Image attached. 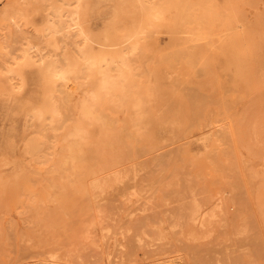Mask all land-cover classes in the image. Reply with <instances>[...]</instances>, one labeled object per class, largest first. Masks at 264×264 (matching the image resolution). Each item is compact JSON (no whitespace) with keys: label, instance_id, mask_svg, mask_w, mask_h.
Wrapping results in <instances>:
<instances>
[{"label":"rangeland","instance_id":"374dc122","mask_svg":"<svg viewBox=\"0 0 264 264\" xmlns=\"http://www.w3.org/2000/svg\"><path fill=\"white\" fill-rule=\"evenodd\" d=\"M263 15L0 0V264H264Z\"/></svg>","mask_w":264,"mask_h":264},{"label":"bare ground","instance_id":"6f19581e","mask_svg":"<svg viewBox=\"0 0 264 264\" xmlns=\"http://www.w3.org/2000/svg\"><path fill=\"white\" fill-rule=\"evenodd\" d=\"M62 4H63V3H62ZM263 16H264V15H263ZM157 26H158V25H157ZM17 27H18V26H17ZM163 30H164V29H163ZM58 32H59V31H58ZM163 32H164V31H163ZM167 42H168V41H167ZM141 44H143V43H141ZM196 44H197V43H196ZM193 45H194V44H193ZM197 45H198V44H197ZM191 46H192V45H191ZM140 49H141V47H140ZM151 49H152V48H151ZM191 49H192V48H191ZM240 49H241V48H240ZM240 49H239V50H240ZM192 50H193V49H192ZM84 51H86V50H84ZM81 52H83V50H82ZM87 52H88V51H87ZM151 52H152V51H151ZM180 52H181V51H180ZM187 53H188V52H187ZM239 53H240V52H239ZM46 54H47V53H46ZM140 54H141V53H140ZM83 55H84V54H83ZM166 55H167V54H166ZM166 55H165V56H166ZM165 56H164V57H165ZM170 56H172V54L169 53L168 57H170ZM179 56H180V53H179ZM80 57H81V56H80ZM93 57H94V56H93ZM145 57H146V56H145ZM152 57H153V56H152ZM59 58H60V57H59ZM141 58H142V57H141ZM127 59H128V58H127ZM127 59H126V60H127ZM175 59H176V58H175ZM129 60H130V59H128V61H129ZM52 61H53V60H52ZM130 61H132V60H130ZM61 62H62V61H61ZM132 62H135V60L132 61ZM136 62H137V61H136ZM36 63H37V62H36ZM51 63H52V62H51ZM57 63H58V62H57ZM88 63H89V62H88ZM91 63H92V62H91ZM127 63L130 64L131 62H127ZM142 63H143V62H142ZM59 64H60V63H59ZM135 64H137V63H135ZM111 65H112V64H111ZM124 65H125V64H124ZM131 65H132V64H131ZM137 65H138V64H137ZM137 65H135V66H137ZM64 66H65V65H64ZM81 66H82V65H81ZM125 66H128V67H129V65H125ZM138 66H139V65H138ZM92 67H93V66H92ZM92 67H89V65H88V66L85 67V68H90V69H91ZM140 68H141V67H140ZM52 69H53V68H52ZM92 69H93V68H92ZM200 69H201V68H200ZM69 70H70V69H69ZM133 70H134V69H133ZM201 70H202V69H201ZM140 71H141V70H140ZM66 72H67V71H66ZM77 72H79V71H77ZM86 72H88V71L86 70ZM119 72H120V70H119ZM147 72H148V71H147ZM50 73H51V72H50ZM57 73H58V72H57ZM140 73H142V72H140ZM140 73L137 72L138 75H139ZM55 74H56V73H55ZM47 75H48V74H47ZM72 75H73V74H72ZM101 75H102V74H101ZM104 75H105V74H104ZM138 75H137V76H138ZM0 76H1V75H0ZM53 76H55V75H53ZM86 76H88V75H86ZM114 76H115V75H114ZM114 76H113V77H114ZM135 76H136V75H135ZM56 77H57V76H56ZM68 77H69V76H68ZM78 77H79V76H78ZM78 77H77V78H78ZM111 77H112V76H111ZM104 78H105V76H104ZM65 79H66V78H65ZM65 79H64V80H65ZM67 79H68V78H67ZM74 79H76V77H75ZM84 79H85V78H84ZM51 80H53V79H51ZM70 80H71V79L69 78L68 81H69V82H72V80H71V81H70ZM101 80H102V79H101ZM101 80H99V81H101ZM105 80H107V79H105ZM123 80H124V79H123ZM123 80H121V81H123ZM133 80H134V79H133ZM4 81H5V80H4ZM75 81L77 82V79H76ZM0 82H1V81H0ZM56 82H57V81H56ZM73 82H74V81H73ZM78 82H79V81H78ZM78 82H77V83H78ZM80 82H81V81H80ZM87 82H89V81H87ZM16 83H17V82H16ZM54 83H55V82H54ZM83 83H84V82H83ZM116 83H117V82H116ZM134 83H135V82H134ZM49 84H50V83H49ZM59 84H60V83H59ZM73 84H74V83H73ZM102 84H103V83H102ZM121 84H123V83L121 82ZM71 85H72V83H71ZM111 85H112V84H111ZM69 86H70V85H69ZM98 86H100V85H98ZM116 86H117V85H116ZM131 86H134V87H135V84H134V85H131ZM48 87H49V86H48ZM75 87H76V86H75ZM79 87H80V84H79L78 88H79ZM105 87H106V86H105ZM112 87H114V86L112 85ZM122 87H123V86H122ZM134 87H132V88H134ZM49 88H50V87H49ZM80 88H81V87H80ZM130 88H131V87H130ZM65 90H66V88H65ZM123 90H124V89H123ZM60 91H61V90H60ZM63 91H64V90H63ZM67 91H68V89H67ZM67 91H65V92L68 94L70 90H69L68 92H67ZM127 91H128V90H127ZM90 92H91V91H90ZM195 92H196V91H195ZM63 93H64V92H63ZM66 93H65V94H66ZM74 93H75V91H73L72 94H71V92H70V93L68 94V98H69V96H70V97L73 96ZM85 93H86V92H85ZM199 93H200V92H199ZM65 94H64L63 96H66ZM88 94L93 95V93H89V92H88ZM75 95L78 96V94H75ZM94 95H95V93H94ZM83 96H84V94H83ZM206 96H207V95H206ZM92 97L94 98L95 96H92ZM116 97H119V96H116ZM192 97H194V93H193V96H192ZM68 98H67V99H68ZM71 98H72V97H71ZM83 98L85 99V98H87V97H83ZM93 98H92V99H93ZM121 99H122V97H121ZM54 100H55V99H54ZM58 100H59V99H58ZM69 100H70V99H69ZM72 100H73V98H72ZM110 100H111V99H110ZM190 100H191V99H190ZM207 100H208V98H207ZM254 100H255V99H254ZM86 101H87V100H86ZM113 101H114V100H113ZM82 102H85V100H83V101L81 100V103H80L81 106L83 105ZM91 102H92V101H91ZM93 102H94V100H93ZM93 102H92V103H93ZM78 103H79V101H78ZM192 103H193V102H192ZM201 103H203V102H201ZM109 104H110V103H109ZM193 104H195V103H193ZM203 104H204V103H203ZM61 105H62V104H61ZM64 105H67V104H65V102H64ZM93 105H96V103L93 104ZM198 105H199V104H198ZM67 106L69 107V104H68ZM83 106H84V105H83ZM60 107H61V106H60ZM68 107H67V108H68ZM94 107H95V106H94ZM204 107H205V106H204ZM61 108H62V107H61ZM84 108H85V106H84ZM84 108H82V109H84ZM86 108H87V106H86ZM111 108H112V107H111ZM111 108H110V109H111ZM200 108H201V107H200ZM254 108H255V107H254ZM254 108H253V109H254ZM108 109H109V108H108ZM38 110H39V109H38ZM198 110H200V109H198ZM44 111H45V110H43V112H44ZM61 111H62V110H61ZM76 111H77V110H76ZM111 111H112V110H111ZM72 112H73V111H71L69 114H71ZM117 112H119V111H117ZM88 113H89V112H88ZM88 113H87V114H88ZM114 113H115V112H114ZM199 113H200V112H199ZM199 113H198V114H199ZM201 113H202V112H201ZM44 114H47V113L45 112ZM44 114H43V116H44ZM73 114H74V113H73ZM76 114H77V113H76ZM80 114L83 115L84 113H81V112H80ZM87 114H86V115H87ZM94 114H96V113H94ZM108 114H109V113H108ZM198 114H196V115H198ZM88 115H90V114H88ZM88 115H87V118L89 117ZM98 115H99V114H98ZM39 116H40V115H39ZM67 116H68V115H67ZM74 116H75V115H74ZM83 116H85V114H84ZM90 116H91V115H90ZM92 116H93V119H94L95 116H94V115H92ZM103 116H104V117H103ZM103 116H102V117L105 118V115H104V114H103ZM85 117H86V116H85ZM97 117H98V119H100L99 116H97ZM102 117H101V118H102ZM41 118H44V117H42V115H41ZM71 118H73V117H71ZM65 119H66V117H65ZM95 119H96V118H95ZM105 119H106V118H105ZM30 120H31V119H30ZM69 120H70V119H69ZM88 120H89V119H88ZM256 120H257V119H256ZM256 120H255V121H256ZM70 121H71V120H70ZM96 121L98 122V120H96ZM106 121H107V120H106ZM106 121H103V120H102V122H106ZM100 122H101V120H100ZM116 122H117V121H116ZM106 123H108V122H106ZM110 123H111V122H109L108 124H110ZM112 123H113V122H112ZM89 124H90V123H89ZM102 124H103V123H102ZM108 124H107V125H108ZM253 124H254V123H253ZM103 125H106V124H103ZM123 125H124V124H123ZM251 125H252V124H251ZM112 126H113V125H112ZM29 127H30V126H29ZM45 127H46V126H45ZM113 127H114V126H113ZM122 127H124V126H122ZM252 127H253V126H252ZM261 127H263V126H261ZM46 128H47V127H46ZM117 129H118V128H117ZM117 129H116V130H117ZM119 129H120V128H119ZM116 130L113 132V134L116 133ZM45 131H47V130L45 129ZM112 131H113V130H112ZM120 131H121V130H120ZM219 131H220V130H219ZM29 132H30V131H29ZM84 132H85V131H84ZM105 133H106V132H105ZM111 133H112V132H111ZM124 133H125V132H124ZM253 133H254V132H253ZM76 134H77V133H76ZM76 134H75V135H76ZM43 135H44V134H43ZM109 135H111L112 138H116V136H114L115 134H114L113 136H112V134H109ZM79 136H80V135H79ZM117 136H118V135H117ZM123 136H124V135H123ZM227 136H228V135H227ZM105 137H107V136H105ZM49 138H50V137H49ZM80 138H81V137H80ZM112 138L109 137V140H110V139L112 140ZM117 138L119 139V137H117ZM117 138H116V139H117ZM122 138H123V137H122ZM99 139H101V138H99ZM254 139H255V138H254ZM114 141H116V140H114ZM124 141H125V140H123V141L121 142V140H120V141L117 140L116 142H117V144L120 142V143H122V144L124 143V145H125V142H124ZM49 142H50V141H49ZM74 142H76V140H73V141H72L73 144H74ZM116 142H115V143H116ZM72 143H71V145H73ZM77 143H78V142H77ZM225 143H226V142H225ZM69 144H70V143H69ZM95 144H96V143H95ZM95 144H94V146H95V149H96V146H97V145H95ZM103 144H104V143H103ZM103 144H102V145H103ZM111 144H112V143H111ZM113 144H114V143H113ZM98 145H99L98 147L100 148V147H101L100 144H98ZM166 145H167V144H166ZM119 146H121V145H119ZM127 146H128V145H127ZM130 146H131V145H130ZM98 147H97V148H98ZM104 147L106 148L105 144H104ZM109 147H110V145H109ZM131 147H132V146H131ZM135 147H136V146H135ZM143 147H144V146H142V148H143ZM75 148H76V147H75ZM105 148H104L103 151H102V150H101V151L104 152V151H105ZM123 148H124V147H123ZM126 148H127V147H126ZM87 149H88V148H86V150H87ZM106 149H107V148H106ZM128 149L130 150V147H128ZM136 149H137V148H136ZM138 149H139V148H138ZM143 149H144V148H143ZM172 149H173V148H172ZM175 149H176V148H175ZM175 149L172 150L173 153L175 152ZM96 150H98V149H96ZM99 150H100V149H99ZM99 150H98V152L95 151V153H96V152L99 153ZM113 150H114V149H113ZM141 150H142V149H141ZM82 151H83V150H82ZM136 151H137V150H136ZM145 151H147V150H145ZM170 151H171V150H170ZM172 151H171V152H172ZM80 152H81V151H80ZM88 152H89V151H88ZM114 152L116 153V151H114ZM114 152H113V153H114ZM129 152H131V150H130ZM139 152H141L142 155H143V152H142V151H139ZM90 153H91V152H89V154H90ZM107 153H108V152H107ZM125 153H126V152H125ZM141 153H140V155H141ZM178 153H179V152H177L176 154H173V155H178V156H179L180 153H179V154H178ZM228 153H229V152H228ZM232 153H233V152H232ZM93 154H94V153H93ZM105 154H106V152H104V155H103V156H105ZM118 154H120V153H117V156H118ZM168 154H170V153H168ZM209 154H210V153H209ZM214 154H215V153H214ZM216 154H217V153H216ZM229 154H230V153H229ZM77 155H79V154H77ZM80 155L82 156V154H80ZM112 155H114V154H111L110 157H111ZM126 155L128 156V154H126ZM171 155H172V153H171ZM210 155H211V156H214L213 154H210ZM222 155H223V153H222ZM230 155H232V154H230ZM233 155H234V154H233ZM93 156H94V155H93ZM97 156H98V154H97ZM106 156H109V155L107 154ZM106 156H105V157H106ZM119 156H120V155H119ZM138 156H139V155H138ZM211 156H210V157H211ZM105 157H104V158H105ZM110 157L107 158L108 160L106 159L107 162H109V158H110ZM113 157L115 158V155H114ZM131 157H132V156H131ZM167 157L169 158V155H167ZM172 157H174V156H172ZM223 157H224V156H223ZM227 157H228V156H227ZM231 157L233 158V156H231ZM114 158H110V159L112 160V159H114ZM120 158H121V157H120ZM128 158H129V157H128ZM208 158H209V157H208ZM211 158H212V157H211ZM213 158H214V157H213ZM224 158H225V157H224ZM232 158H231V160H232ZM95 159H96V158H95ZM97 159H98V157H97ZM97 159H96V161H98ZM117 159H118V158H116V159H114V160H117ZM180 159H181V158H180ZM180 159H179V157H178V160H180ZM101 160H102V159H101ZM114 160H113V161H114ZM129 160H131V159H129ZM129 160H128V161H129ZM161 160L163 161V159H160V161H161ZM171 160H173V158H171ZM119 161H120V160H119ZM119 161H118V162H119ZM123 161H124V159H123ZM164 161H165V160H164ZM212 161H216V159H215V160H214V159H213V160L211 159V162H212ZM94 162H95V161H94ZM94 162H93V163H94ZM115 162H116V161H114L113 164H114ZM209 162H210V161H209ZM211 162H210V163H211ZM223 162H224V161H223ZM95 163H98V162H95ZM95 163H94V164H95ZM119 163H120V162H119ZM121 163H122V162H121ZM124 163H125V162H124ZM161 163H162V164H161ZM161 163H160V165L163 167V162H161ZM221 163H222V162L219 161V164H220V165H221ZM90 164H91V163H90ZM98 164H99V163H98ZM181 164H182V163H181ZM222 164H223V163H222ZM115 165L117 166L118 164L115 163V164H114V167H115ZM227 165H228V164H227ZM95 166H96V165H95ZM110 166H112V164H110ZM130 166H131V165H130ZM136 166H137V164H136ZM93 167H94V166H93ZM164 167H165V165H164ZM99 168H102L101 165L99 166ZM166 168H167V167H166ZM166 168H165V169H166ZM95 169H96V168H95ZM97 169H98V168H97ZM127 169H128V168H127ZM129 169H130V168H129ZM174 169H175V168H174ZM124 170H125V169H124ZM30 171H31V170H30ZM93 171H94V170H93ZM102 171H103V169H102ZM173 171H174V170H173ZM216 171H217V170H216ZM248 171H249V169H248ZM174 172H176V171H174ZM174 172H173V173H174ZM97 173H99V169H98ZM173 173H172V174H173ZM179 173H180V172H179ZM230 173H231V172H230ZM234 173H235V172H234ZM129 174H130V173H129ZM231 174H232V173H231ZM168 175H169V174H168ZM199 175H200V174H199ZM233 175H234V174L231 175V178H232ZM236 175H238V174H236ZM122 176H123V175H122ZM179 176H180V175H179ZM202 177H203V176H202ZM224 177H225V174H224ZM239 177H240V175H239L237 178L239 179ZM226 178H227V177H226ZM229 178H230V177H229ZM237 178H234V179H237ZM166 179H167V178H166ZM202 179H203V178H202ZM234 179H233V182H235V183H236V181L239 182L238 179L235 180V181H234ZM124 180H125V179H124ZM216 180H218V179H216ZM226 180H227V179H226ZM240 180H241V178H240ZM213 181H214V180H213ZM227 181H228V180H227ZM183 182H184V180H183ZM183 182H181V183H183ZM215 182H216V181H215ZM229 182H230V181H229ZM240 182H242V181H240ZM240 182H239V183H240ZM254 182H255V181H254ZM118 183H119V181H118ZM216 183H217V182H216ZM226 184H227V183H226ZM228 184H229V183H228ZM228 184H227V187L229 186ZM230 184H231V183H230ZM236 184H238V183H236ZM248 184H249V183H248ZM213 185H214V184H213ZM231 185H232V184H231ZM242 185H243V184H242ZM182 187H183V186H182ZM182 187H181V188H182ZM220 187H221V186H220ZM240 187H241V186H240ZM181 188H180V189H181ZM237 188H239V186H238ZM243 188H244V187H243ZM250 189H251V188H250ZM121 190H123V189H121ZM177 190H178V189H177ZM182 190H183V189H182ZM123 191H124V190H123ZM164 191H165V190H164ZM175 191H176V190H175ZM238 191H241V190L239 189ZM251 191H252V189H251ZM240 193H241V192H240ZM252 194H253V192H252ZM253 196H254V195H253ZM248 203H249V202H248ZM249 207H250V205H249ZM250 208H251V207H250ZM0 209H1V208H0Z\"/></svg>","mask_w":264,"mask_h":264}]
</instances>
